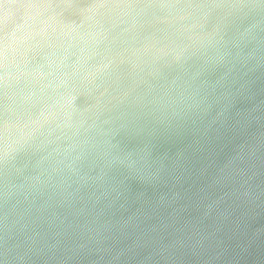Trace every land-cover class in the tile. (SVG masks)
<instances>
[{
  "label": "clouds",
  "instance_id": "1",
  "mask_svg": "<svg viewBox=\"0 0 264 264\" xmlns=\"http://www.w3.org/2000/svg\"><path fill=\"white\" fill-rule=\"evenodd\" d=\"M260 70L264 0H0V264H238Z\"/></svg>",
  "mask_w": 264,
  "mask_h": 264
},
{
  "label": "water",
  "instance_id": "2",
  "mask_svg": "<svg viewBox=\"0 0 264 264\" xmlns=\"http://www.w3.org/2000/svg\"><path fill=\"white\" fill-rule=\"evenodd\" d=\"M257 77H260V79H257ZM251 78L255 80V83L251 85L250 91L245 95H253L254 99L241 98L238 101L236 107L241 114L246 113L254 106L260 104L261 101H264V93L260 91L264 87V70L257 71ZM247 79L248 77H245V80ZM134 191H139V189H134ZM259 226L258 224L256 225V227ZM238 264H264V243L260 241L254 243L251 248L242 253V259L238 261Z\"/></svg>",
  "mask_w": 264,
  "mask_h": 264
}]
</instances>
